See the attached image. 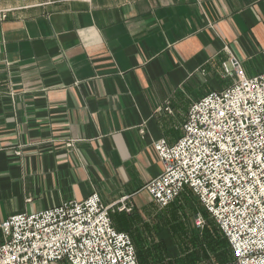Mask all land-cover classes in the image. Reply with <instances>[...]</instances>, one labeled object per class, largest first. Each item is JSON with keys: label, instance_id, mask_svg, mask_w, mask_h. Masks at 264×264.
<instances>
[{"label": "crops", "instance_id": "1", "mask_svg": "<svg viewBox=\"0 0 264 264\" xmlns=\"http://www.w3.org/2000/svg\"><path fill=\"white\" fill-rule=\"evenodd\" d=\"M232 59L264 73V0H0V224L97 193L147 264H233L211 228L176 246L145 190Z\"/></svg>", "mask_w": 264, "mask_h": 264}, {"label": "built area", "instance_id": "2", "mask_svg": "<svg viewBox=\"0 0 264 264\" xmlns=\"http://www.w3.org/2000/svg\"><path fill=\"white\" fill-rule=\"evenodd\" d=\"M224 71L232 83L191 105L182 138L154 145L162 172L145 190L165 209L188 189L227 241L233 264H264V73L249 77L236 59ZM111 212L94 193L12 215L0 224V264H140ZM195 227H205L201 214Z\"/></svg>", "mask_w": 264, "mask_h": 264}, {"label": "rangeland", "instance_id": "3", "mask_svg": "<svg viewBox=\"0 0 264 264\" xmlns=\"http://www.w3.org/2000/svg\"><path fill=\"white\" fill-rule=\"evenodd\" d=\"M231 83H232L231 80L226 82L227 85ZM133 213H134V209L130 214H125V215H132L131 217H133L134 216ZM198 214H201L205 220V227L200 230H197L195 227V220ZM154 216L160 217L161 219L160 224L158 223L157 228L159 230L160 229L167 230L168 231L167 234L171 235L174 238V242L176 246H178L179 248H181V245H186V244L190 245L191 240H193L192 243H194L196 239L195 235L199 236V239L200 241H202V244L203 243L205 244L206 239H203L201 235H203L207 229L211 228L212 231L214 232L217 231L219 234H221L214 221L203 210L201 204L192 194L189 196H181L175 203H173L171 206L165 209H160L157 206V211ZM131 217L129 220V218L127 219L126 216L119 215L117 217L116 215H114L113 216L114 225L116 228H119L121 231L128 233L132 237L133 243L135 244L136 247L140 264H143L141 260L142 257L145 258V263H146V241L134 232L133 229L134 226H132ZM118 220H122L123 223L118 225L117 224ZM141 239H142V246H140ZM1 241H2V236L0 235V242Z\"/></svg>", "mask_w": 264, "mask_h": 264}, {"label": "trees", "instance_id": "4", "mask_svg": "<svg viewBox=\"0 0 264 264\" xmlns=\"http://www.w3.org/2000/svg\"><path fill=\"white\" fill-rule=\"evenodd\" d=\"M171 206V205H170ZM111 218H112V221H113V216L111 215ZM114 222V221H113ZM117 229V228H116ZM119 231H121V230H119ZM132 238V237H131ZM135 245V244H134ZM147 258V257H146ZM141 260H142V263L143 264H147V263H145V258L144 257H142L141 258Z\"/></svg>", "mask_w": 264, "mask_h": 264}]
</instances>
